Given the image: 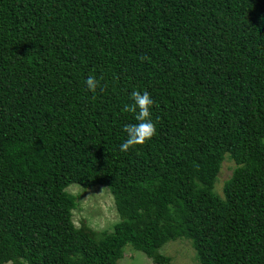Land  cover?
Wrapping results in <instances>:
<instances>
[{"label":"trees","instance_id":"1","mask_svg":"<svg viewBox=\"0 0 264 264\" xmlns=\"http://www.w3.org/2000/svg\"><path fill=\"white\" fill-rule=\"evenodd\" d=\"M133 91L156 134L122 152ZM71 184L110 192L111 232L74 226ZM177 239L264 264V0H0V264H173Z\"/></svg>","mask_w":264,"mask_h":264},{"label":"rangeland","instance_id":"2","mask_svg":"<svg viewBox=\"0 0 264 264\" xmlns=\"http://www.w3.org/2000/svg\"><path fill=\"white\" fill-rule=\"evenodd\" d=\"M234 163L228 158L222 163L215 189L221 194L222 186L227 180ZM66 192L76 198L77 207L72 211V222L75 227L85 223L90 229L97 232H111L113 226L119 221L113 196L103 186L84 189L77 184H71ZM160 253L169 256L173 264H199L191 243L187 240L177 239L166 243ZM117 264H153L143 253L133 250L130 246L124 249L123 258Z\"/></svg>","mask_w":264,"mask_h":264},{"label":"clouds","instance_id":"3","mask_svg":"<svg viewBox=\"0 0 264 264\" xmlns=\"http://www.w3.org/2000/svg\"><path fill=\"white\" fill-rule=\"evenodd\" d=\"M103 77H101L102 79ZM90 91L96 92L98 87H102L99 80L94 76H89L86 80ZM133 101L130 105H124L122 111L135 113L136 124L126 125L123 131L127 133L125 141L119 145L120 151L127 152L136 146H142L147 143L156 134V125L151 118V107L153 99L147 91H133L131 93Z\"/></svg>","mask_w":264,"mask_h":264}]
</instances>
